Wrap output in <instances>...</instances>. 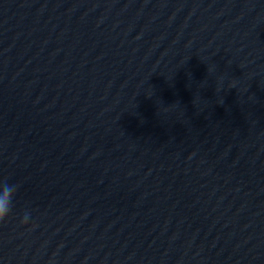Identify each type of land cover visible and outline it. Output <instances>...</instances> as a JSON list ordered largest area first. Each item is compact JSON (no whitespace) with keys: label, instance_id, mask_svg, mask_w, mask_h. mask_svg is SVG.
Returning a JSON list of instances; mask_svg holds the SVG:
<instances>
[{"label":"water","instance_id":"obj_1","mask_svg":"<svg viewBox=\"0 0 264 264\" xmlns=\"http://www.w3.org/2000/svg\"><path fill=\"white\" fill-rule=\"evenodd\" d=\"M0 181V264H264V0H0Z\"/></svg>","mask_w":264,"mask_h":264},{"label":"clouds","instance_id":"obj_2","mask_svg":"<svg viewBox=\"0 0 264 264\" xmlns=\"http://www.w3.org/2000/svg\"><path fill=\"white\" fill-rule=\"evenodd\" d=\"M17 191L15 184H9L6 181H0V221H4L11 211L13 197ZM29 219V213H25L21 219V224H24Z\"/></svg>","mask_w":264,"mask_h":264}]
</instances>
